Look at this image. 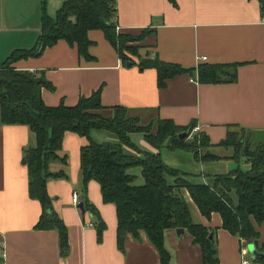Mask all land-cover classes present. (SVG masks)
<instances>
[{"label": "crops", "instance_id": "crops-1", "mask_svg": "<svg viewBox=\"0 0 264 264\" xmlns=\"http://www.w3.org/2000/svg\"><path fill=\"white\" fill-rule=\"evenodd\" d=\"M65 0H47L46 10L52 17ZM264 2V0H263ZM43 0H0V63L18 48L34 46L41 32ZM118 31L140 35L129 41L137 52H126L136 63L127 66L117 49L100 28L90 29L92 59L79 55L76 46L59 39L39 56L16 60L13 66L30 70L38 77L44 75L53 88L42 86L46 104L60 102L75 104L81 95L101 90V102L106 106L124 105L144 123L167 118L185 126L197 121V130L208 134V149L225 162V172L234 168L233 147L218 145L231 126H241L250 132H264V9L260 0H116ZM145 55L177 62L194 72L180 73L158 86L154 67L141 69L138 65ZM206 58H202L203 56ZM237 63L235 81L200 82L196 68L205 64ZM95 139L116 140L106 130H93ZM60 158L49 162L53 171L64 170L67 177L48 178L47 190L53 209L68 229L69 251L60 253L56 229H39L35 224L42 214L41 203L29 195L28 166L22 162L23 150L34 142L29 125L4 124L0 107V246L5 250L7 264H160V255L145 231L139 238L126 235L125 249H119L117 238V208L105 202L100 183L88 181L83 191L81 178V147L89 138L74 131H65ZM143 135V134H142ZM139 146L157 151L144 137ZM168 147V146H165ZM169 149H172L168 147ZM129 152L138 153L133 148ZM161 157L162 151H161ZM163 160L170 164L167 159ZM208 160H198L202 164ZM247 167L249 162L246 161ZM171 165V164H170ZM137 174L141 184V167ZM218 172V171H216ZM215 173V172H214ZM212 174V173H208ZM202 169L199 181H211ZM73 190L80 199L87 196L106 228L102 241L92 212L72 204ZM191 208L193 221L213 227L217 240L219 264H264L254 261L247 248L248 241L222 227L218 212L207 219L182 190ZM89 223V224H87ZM264 241V223L257 224ZM185 228V227H184ZM165 243L172 254V264H203L201 245L187 228L180 234L176 228H166ZM249 260L243 263V258ZM0 264H3L0 260Z\"/></svg>", "mask_w": 264, "mask_h": 264}, {"label": "trees", "instance_id": "trees-1", "mask_svg": "<svg viewBox=\"0 0 264 264\" xmlns=\"http://www.w3.org/2000/svg\"><path fill=\"white\" fill-rule=\"evenodd\" d=\"M176 3V0H170ZM261 8L264 2L260 0ZM43 0L41 32L34 46L18 48L0 63V107L1 122L4 124H27L34 142L24 148L22 162L28 166L29 195L40 201L42 214L35 224L39 229H56L59 233L60 253L69 251L68 229L63 219L53 209L52 197L47 190L48 178L67 177L64 170L53 171L49 162L60 158L66 163V156H60L65 131H74L89 138L81 147V178L83 191L88 181L96 179L101 186L105 202H112L117 208V238L119 249H125L126 235L140 237L145 231L160 255V264H172V254L166 246V228L185 227L194 236V242L201 245L203 264H219L217 240L211 237L213 227L193 221L191 208L182 190L189 192L200 212L210 219L218 212L223 220L222 227L234 235L253 242L264 252V241L260 244L257 224L264 223V141L250 144L245 140V128L237 125L228 128V133L218 145L233 147L234 168L223 173L208 174L211 181H199L195 174L168 164L161 157L162 146L172 149L183 148L193 152L197 160L220 158L210 149L208 134L192 131L197 125L191 120L181 126L173 120L161 118L144 123L124 105L106 106L101 102V90L91 95H81L73 105L60 102L55 106L45 103L42 86L53 88L44 75L38 77L30 70H19L13 63L21 58L39 56L45 48L53 46L59 39L76 46L79 55L92 59L89 52L92 43L88 36L90 29H102L107 40L115 46L126 64L136 61L126 52H137V46L129 41L140 40L149 31L140 35L125 34L117 28L116 0H65L51 16ZM138 65L141 69L154 67L158 72L157 84L164 86L168 78L180 73L194 72L177 62H168L157 56L145 55ZM235 64H205L196 68L197 81H235ZM106 130L116 140L99 141L93 130ZM188 130L189 135L179 137V132ZM134 133H142L146 142L157 151L139 146L133 139ZM126 147L138 153L129 152ZM244 155L249 167L240 165L239 156ZM141 167L144 182H136L137 174L130 172ZM169 177H172L171 181ZM84 208L95 216L92 223L97 228V239L102 241L106 228L98 209L82 197ZM254 261L264 263V257L256 256Z\"/></svg>", "mask_w": 264, "mask_h": 264}, {"label": "rangeland", "instance_id": "rangeland-1", "mask_svg": "<svg viewBox=\"0 0 264 264\" xmlns=\"http://www.w3.org/2000/svg\"><path fill=\"white\" fill-rule=\"evenodd\" d=\"M245 140L246 142H249L250 144H256L257 142L264 141V132L259 133H253L248 130L244 132ZM142 133H134L133 139L138 144L140 139L142 138ZM139 145V144H138ZM208 147L202 148L201 153L206 152ZM162 156L164 159H167L168 162H170L171 166L176 168H181L184 171H187L191 174H195L192 178H195L196 180L200 179L201 170L203 169L206 174L208 173H223L225 172L224 166L225 162L220 160H208L205 161L203 164L198 161L195 157L193 152L183 149V148H177V149H169L168 147L162 146ZM240 159V165L242 168L247 169L246 165V157L244 155L239 156ZM236 165V162H235ZM218 171V172H216ZM169 179L172 181L173 178L169 177Z\"/></svg>", "mask_w": 264, "mask_h": 264}, {"label": "water", "instance_id": "water-1", "mask_svg": "<svg viewBox=\"0 0 264 264\" xmlns=\"http://www.w3.org/2000/svg\"><path fill=\"white\" fill-rule=\"evenodd\" d=\"M130 64H131V61L129 60V61L127 62V66H129ZM189 133H190V131H188V130L181 131V132H179V137H180V138H184V137L188 136ZM77 206H78L79 209H81L83 212L86 211V209L84 208V202H83L82 200H80V201L78 202ZM184 229H185L184 227H180V228H176V231H177L178 234H180V233H182V232L184 231ZM210 236H211V237L214 236V235H213V232H210ZM247 248L250 250V252H251L253 258H256V256H262V257H264V252L261 251V250H259V249H257V247L255 246V244H254L253 242H249V243L247 244Z\"/></svg>", "mask_w": 264, "mask_h": 264}, {"label": "built area", "instance_id": "built-area-1", "mask_svg": "<svg viewBox=\"0 0 264 264\" xmlns=\"http://www.w3.org/2000/svg\"><path fill=\"white\" fill-rule=\"evenodd\" d=\"M117 28H118V25H117ZM203 59L204 58H206V56L204 55L203 57H202ZM192 80H196L197 81V78H191ZM197 125H195L194 127H193V130L192 131H196L197 130ZM192 137V133L188 136V138H191ZM81 199H80V194H79V192L77 191V190H73V193H72V204L73 205H75L76 207H78L77 206V204H78V202L80 201ZM79 208V207H78ZM90 224H93L92 222H89ZM89 223H87V224H89ZM94 225V224H93ZM0 260H1V262H3V264H7V263H5L4 262V260H5V250H4V248L3 247H1L0 246ZM249 262V260L247 259V258H243V263H248Z\"/></svg>", "mask_w": 264, "mask_h": 264}]
</instances>
